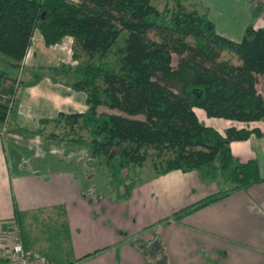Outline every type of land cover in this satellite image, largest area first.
<instances>
[{
    "label": "trees",
    "instance_id": "trees-1",
    "mask_svg": "<svg viewBox=\"0 0 264 264\" xmlns=\"http://www.w3.org/2000/svg\"><path fill=\"white\" fill-rule=\"evenodd\" d=\"M184 1L163 0L157 9L150 0H0V54L9 59L13 71L24 69L23 74L18 72L19 79L0 71V124L15 112L17 89L49 73H75L77 79L70 86L85 93L86 110L40 119L36 133L42 134L48 122L63 123L61 133L51 131L45 138L80 144L86 142L84 131L89 137L86 157L102 159L106 187L115 200L128 196L137 179L136 168L146 162L155 174L195 171L203 182L228 185L96 252L116 249L171 221L178 223L262 181L256 161H239L228 144L251 134L264 138V126H230L220 133L199 122L194 108L206 117L264 122V6L258 2L250 12L252 19L261 16L262 25L247 24L240 40L233 41L215 33L207 12L188 8ZM34 30L45 46L71 37L72 58H77L78 50L87 59L76 66L22 67ZM122 32L123 44L110 67L104 59ZM222 50L232 52L238 63L219 60ZM172 55L177 58L174 67ZM258 80L261 93L256 90ZM97 106L119 113L97 112ZM48 211L53 216L47 217L43 230L55 241L46 245L49 254L44 256L53 264L82 262L89 254L68 260L64 208ZM13 217L25 251L29 238L23 230L24 213L15 204Z\"/></svg>",
    "mask_w": 264,
    "mask_h": 264
},
{
    "label": "crops",
    "instance_id": "crops-1",
    "mask_svg": "<svg viewBox=\"0 0 264 264\" xmlns=\"http://www.w3.org/2000/svg\"><path fill=\"white\" fill-rule=\"evenodd\" d=\"M203 1H208L214 31L225 38L238 41L247 24H261V16L252 19L250 12L257 2L264 5V0ZM71 49V37L45 46L34 30L20 65L73 66ZM68 74L44 76L20 88L14 114L0 124V249L10 243L14 204L24 213V225H28V215L36 220L35 209L48 211L62 206L70 241L68 260L73 262L89 254L82 262L71 264H152L157 255L162 260L166 257L168 264H264V138L253 134L228 146L239 161H256L261 182L235 191L178 223L171 221L116 249L96 252L217 189L213 181L200 180L195 171L172 170L159 178L151 174L141 191L132 190L126 200L116 201L106 187V168L101 158L91 159L89 168L84 166L85 154L81 153L88 147L36 133L40 119L53 118L58 112L85 111V93L70 87L72 82L64 79ZM194 112L199 122L220 133L230 126H264L260 121L243 123L206 117L199 108ZM28 229L23 227L29 238ZM156 236L161 240L159 244ZM28 243L30 240L25 249L28 260L42 264L40 259L47 258L29 251Z\"/></svg>",
    "mask_w": 264,
    "mask_h": 264
},
{
    "label": "rangeland",
    "instance_id": "rangeland-1",
    "mask_svg": "<svg viewBox=\"0 0 264 264\" xmlns=\"http://www.w3.org/2000/svg\"><path fill=\"white\" fill-rule=\"evenodd\" d=\"M220 1H222L223 3H224V1L223 0H220ZM150 3L153 5V6H155L157 9H161L162 7H163V5H164V2H163V0H150ZM184 3H185V5L188 7V8H194L195 10H197V11H205V12H207V16H208V18L211 20V14H210V12H209V9L206 7V6H208L207 4H208V1H203V0H185L184 1ZM258 3V2H257ZM262 4V3H261ZM213 5V4H212ZM263 5V4H262ZM264 6V5H263ZM215 8H216V6H214L213 7V11L211 10V13H212V15H213V12H214V10H215ZM209 13V14H208ZM218 15V14H217ZM255 21L256 20H253V24L255 23ZM261 24H262V20H261ZM261 24L259 25V26H255V28H257V27H260L261 26ZM216 33V32H215ZM125 35H126V33L125 32H122L121 34H120V36L117 38V40H116V42H115V44L111 47V50L109 51V53L106 55V57H105V59H104V62L108 65V66H110V67H112V66H114V64L116 63V49L118 48V47H120L122 44H123V38L125 37ZM219 35V34H218ZM221 36V35H220ZM228 39V38H227ZM229 40H231V39H229ZM240 40V39H239ZM238 40V41H239ZM43 41V40H42ZM234 41V40H233ZM72 45H73V43H72ZM72 50V49H71ZM71 54H72V52H71ZM77 58H74V65L73 66H76L77 64H79V63H81V62H83V61H85L86 59H87V56L83 53V52H81V51H78L77 50ZM176 56L175 55H172V57H171V66L172 67H174L175 66V64H176ZM62 60V57L60 56V61ZM219 60H227V61H229V62H231L232 64H237L238 62H237V60H236V58H235V55L232 53V52H230L229 50H222L221 52H220V56H219ZM8 61H9V59L7 58V57H5V56H3L2 54H0V71H3V72H5L7 75H15V77H17V79H19L18 77H19V75H18V72H21L22 74H23V72H24V69H22V70H20V69H18L17 71H13V69H11L10 67H9V65H8ZM44 67H50V66H44ZM73 74V75H72ZM61 75V74H60ZM64 75H66V74H64ZM48 76H51V77H53L54 75H53V73H49L48 75H45V77H48ZM58 75H55V77H57ZM44 77V76H43ZM65 77V76H64ZM67 79H66V77L64 78L66 81L67 80H69V81H71V82H73V81H75L76 79H77V75L75 74V73H71V74H68L67 75ZM42 78V77H41ZM71 87V86H70ZM256 90L259 92V93H261L262 92V85H261V82L258 80L257 81V84H256ZM18 91H19V89H17V94H18ZM16 94V95H17ZM86 105V104H85ZM87 107V106H86ZM86 110V109H85ZM96 111L97 112H100V111H108L105 107H103V106H97L96 107ZM84 112V111H83ZM108 112H112V113H119L118 111H116V110H112V111H108ZM10 113V112H9ZM59 113V112H58ZM57 113V114H58ZM57 114L55 115V117L57 116ZM121 114V113H120ZM55 117H53V118H55ZM135 118H137V119H142L143 118V116L142 115H136V116H134ZM53 118H45V119H48V120H51V119H53ZM215 119H219V118H215ZM201 122V121H200ZM236 122H238V121H236ZM249 122H258V121H249ZM261 122V121H260ZM243 123H247V122H243ZM2 125H3V123H1ZM55 124H58V123H54V122H48V123H46L45 124V130H44V132H42V134L45 136V134L46 133H48V132H51V131H53V132H55L56 134H58V133H61V130L63 129V123H60V124H58V125H55ZM44 126V125H43ZM38 127H40V125H39V121H38ZM257 128V127H256ZM38 134V133H37ZM41 134V135H42ZM82 134H83V137L86 139V142H83V143H80V144H78V145H81V146H86V147H88V144H87V141H88V139H89V137H88V135L84 132V131H82ZM36 135V134H35ZM40 135V134H39ZM88 151V150H87ZM87 151H85V152H81L82 154H85L84 155V159H85V162H84V166L86 165L87 167H91L92 166V164H91V162H90V160L86 157V153H87ZM93 161V160H92ZM89 162V163H88ZM91 164V165H90ZM136 171H137V179H136V181H135V183L133 184L134 186L132 187V189L130 190V192L132 191V190H137V191H141L140 190V187L141 186H144V184H146L145 182H147L146 181V179L145 178H149V176L151 175V174H153V175H151L150 177H152V178H159V177H161L163 174H155L154 172H153V169H151L150 168V166H149V162H146V163H144V165L143 166H141L140 168H136ZM213 183H214V188L215 189H217V190H219V189H226L227 187H228V185L227 184H223V183H218V182H216V181H213ZM112 195V194H111ZM122 200H126V198H124V199H120V201H122ZM117 201V200H116ZM46 211V209H40V208H38V209H35L33 212L36 214V220H34L33 221V219H31L30 218V215H28L27 216V221H28V225H24V228H29L28 229V235H29V240H30V243H28V250L29 251H31V252H38V253H40V254H44V253H46V254H49V252H48V250L46 249V245L47 244H51V243H54V241H55V237L52 235V237H50L49 238V232H44V226H43V223H45V221H47V217L48 216H50L51 218H52V216H53V214H51V212H45ZM40 224H41V227H40ZM9 227H10V230H9V233H12V231H13V228H16V229H18V231H19V239H20V227L17 225V223L15 222V219H14V217L12 218V220H11V222H10V225H9ZM41 230H43L42 232H41ZM26 232V231H25ZM32 239V240H31ZM28 240V241H29ZM155 241L159 244V241L161 242V240L158 238V236H156L155 237ZM13 242L14 241H11L10 240V243H9V245H12L13 244ZM20 242H21V240H20ZM8 245V246H9ZM160 245H161V243H160ZM8 246H6V247H8ZM6 247H4V248H6ZM22 248H23V246H22ZM1 250V249H0ZM53 252V250H51V253ZM25 253H26V251H25ZM27 255V254H26ZM32 255H35V254H32ZM46 257V256H45ZM152 264H168L167 263V260H166V257H165V259L164 260H162L161 258H160V256L159 255H157L156 256V260L154 261V262H152Z\"/></svg>",
    "mask_w": 264,
    "mask_h": 264
},
{
    "label": "built area",
    "instance_id": "built-area-1",
    "mask_svg": "<svg viewBox=\"0 0 264 264\" xmlns=\"http://www.w3.org/2000/svg\"><path fill=\"white\" fill-rule=\"evenodd\" d=\"M8 115H6L5 119ZM5 121V120H4ZM3 121V122H4ZM9 240L14 241L12 245L0 250V264H31L28 257L22 248V242L19 239V231L13 228L10 233ZM42 264H53L47 259H40Z\"/></svg>",
    "mask_w": 264,
    "mask_h": 264
}]
</instances>
